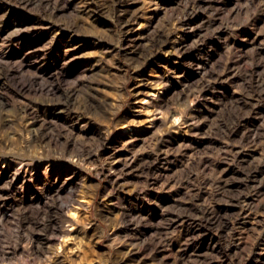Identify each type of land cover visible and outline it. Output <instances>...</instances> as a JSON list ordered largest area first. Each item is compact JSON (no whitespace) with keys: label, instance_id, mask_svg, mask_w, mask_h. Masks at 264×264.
<instances>
[{"label":"rangeland","instance_id":"1","mask_svg":"<svg viewBox=\"0 0 264 264\" xmlns=\"http://www.w3.org/2000/svg\"><path fill=\"white\" fill-rule=\"evenodd\" d=\"M0 256L264 264V0H0Z\"/></svg>","mask_w":264,"mask_h":264},{"label":"bare ground","instance_id":"2","mask_svg":"<svg viewBox=\"0 0 264 264\" xmlns=\"http://www.w3.org/2000/svg\"><path fill=\"white\" fill-rule=\"evenodd\" d=\"M119 13H120V11H119ZM123 16V15H122ZM131 17V16H130ZM134 19H135V17H134ZM130 20V19H129ZM136 20V19H135ZM134 21V20H133ZM160 38V37H159ZM161 40V39H160ZM157 41V40H156ZM161 42H163V40L161 41ZM155 43V42H154ZM159 43V42H158ZM161 45H162V43H161ZM157 46V45H156ZM154 50V49H153ZM155 52V51H154ZM97 85V84H96ZM95 85V86H96ZM93 89V88H92ZM89 91V90H88ZM71 95V94H70ZM68 97V96H67ZM73 98V97H72ZM98 98V97H97ZM96 98V99H97ZM101 102H103V101H101ZM70 104H71V100H65V101H60V99H59V101L58 102H53V103H51L50 102V107L52 108V109H54V110H63V109H71V107H70ZM73 105H75V104H73ZM84 105H87V106H89V107H95L96 109L97 108H102V106H103V104L102 103H99L97 100L95 101L94 100V96L92 95V94H90V96L87 98V100H86V104H84ZM28 109V108H27ZM98 109V110H99ZM53 110V111H54ZM69 111V110H68ZM77 111V110H76ZM78 112V111H77ZM28 113H29V111H28ZM31 113V112H30ZM20 114V113H19ZM85 115V114H84ZM72 117V116H71ZM32 118H33V116H32ZM185 123V122H184ZM32 124V123H31ZM36 130V129H35ZM38 133V132H37ZM7 156V155H6ZM16 159V158H15ZM17 161H20V160H18L17 159ZM26 161H28V160H26ZM22 162H23V160H22ZM25 162V161H24ZM26 163V162H25ZM21 164V163H20ZM112 165V164H111ZM39 166V165H38ZM33 167V166H32ZM113 170H112V172L110 171L109 172V174L111 173V175L112 176H117V175H115L113 172H115L116 171V169H115V167L114 166H112L111 167ZM110 168V169H111ZM118 170V169H117ZM119 171V170H118ZM9 173V172H8ZM14 173V172H13ZM121 173V172H120ZM5 174V173H4ZM24 173H22L20 170H16L15 171V173H14V178H13V180H12V186L15 184V180H17V178H19V177H21L22 175H23ZM118 174V173H117ZM124 175V174H123ZM6 176V175H5ZM13 176V175H12ZM122 176V175H121ZM120 176V177H121ZM125 177V176H124ZM28 179V178H27ZM29 180H30V178H29ZM116 180H119V178H118V176L116 177ZM23 182H24V180H23ZM120 182V181H119ZM118 182V183H119ZM122 182V181H121ZM123 182H124V180H123ZM9 183V182H8ZM7 183V184H8ZM114 183H116L115 182V180H114ZM120 184V183H119ZM121 184H125V183H121ZM120 184V185H121ZM117 186V187H120V189L122 190V187H123V185L122 186ZM128 185V184H127ZM127 185H126V187H127ZM115 186V185H114ZM6 187V186H5ZM18 187V186H17ZM23 187V186H22ZM116 187V188H117ZM111 189V188H110ZM113 189V188H112ZM124 189V188H123ZM136 189V188H135ZM114 190H115V188H114ZM139 190V189H138ZM142 190V189H141ZM144 190V189H143ZM120 191V190H119ZM123 191V190H122ZM135 191V190H134ZM110 192H111V190H110ZM137 193L136 194H140L139 192H141L140 190L139 191H136ZM112 193V192H111ZM110 193V194H111ZM120 193V192H119ZM57 194V193H56ZM70 194H72V193H70ZM146 194V193H145ZM131 195V194H130ZM143 195H144V193H143ZM119 196V195H118ZM141 196V195H140ZM134 197V196H133ZM146 197V196H145ZM144 197V198H145ZM196 197V196H195ZM196 199H197V197H196ZM117 200H118V198H117ZM114 202H116V201H114ZM194 202V201H193ZM248 203V202H247ZM63 205V204H62ZM249 205V204H248ZM207 210V209H206ZM247 212V211H246ZM244 213V212H243ZM188 216V215H187ZM242 218V217H241ZM68 219V218H67ZM185 220V219H184ZM191 220V219H190ZM68 222H71V224H77L78 222L77 221H75L74 219H68L67 220ZM197 223V222H196ZM235 223V222H234ZM198 224V223H197ZM236 225V224H235ZM192 226V225H191ZM131 227V226H130ZM237 227V226H236ZM133 228V227H132ZM234 228V227H233ZM232 228V229H233ZM236 229V228H235ZM239 229V228H238ZM55 230V229H54ZM233 231V230H232ZM238 231H240V230H238ZM64 235H68V234H70L71 232L69 231V230H66V231H61ZM61 234V233H60ZM241 234V233H240ZM232 236V235H231ZM237 236V235H236ZM242 236V235H241ZM190 237V236H189ZM49 238V237H48ZM239 238V237H238ZM242 238V237H241ZM197 239V238H196ZM192 240V239H191ZM191 242V241H190ZM189 242V243H190ZM239 242V241H238ZM237 242V244L235 245L234 244V246L232 245V248H236V249H239V248H241V246H242V244L241 243H238ZM140 243V242H139ZM145 243V242H144ZM235 243V242H234ZM47 244V243H46ZM197 244V243H196ZM43 245V244H42ZM131 245H133L132 243H131ZM137 245V244H136ZM140 245V244H139ZM138 246V245H137ZM137 246H135V247H137ZM148 247V246H147ZM132 248V247H131ZM170 248V247H169ZM140 249H141V246H138V248L137 249H133V250H131L130 251V253H129V256H135V255H137L138 253H139V251H140ZM236 249H235V251H236ZM243 249V248H242ZM42 252L43 253H45L46 255L49 253V252H46V250L44 249V248H42ZM3 253V252H2ZM5 253V252H4ZM43 256V255H42ZM6 258H7V255L5 256ZM0 259H1V256H0ZM4 260H6V259H4ZM4 260H2V261H4ZM36 259H34V262H36L35 261ZM39 260V259H38ZM120 261V260H119ZM1 262V261H0ZM34 262H32V261H27V263L28 264H34ZM18 263V262H17ZM23 263V262H22ZM26 263V262H25ZM61 262L59 261V260H57V261H55L54 263H52V264H60ZM2 264V263H1ZM3 264H6V263H3ZM15 264V263H14ZM120 264V263H119ZM141 264V263H140Z\"/></svg>","mask_w":264,"mask_h":264}]
</instances>
